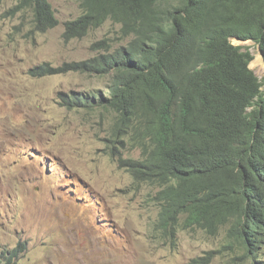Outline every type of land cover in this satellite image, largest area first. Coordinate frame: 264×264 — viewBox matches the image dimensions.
<instances>
[{
    "label": "trees",
    "instance_id": "1",
    "mask_svg": "<svg viewBox=\"0 0 264 264\" xmlns=\"http://www.w3.org/2000/svg\"><path fill=\"white\" fill-rule=\"evenodd\" d=\"M77 1L81 14L64 24V41L111 21L126 43L113 50L102 41L89 60L44 64L28 74L107 80L101 95L58 99L68 108L112 114L109 157L133 182L158 189L154 232L172 243L180 227L209 236L227 227L229 248L243 249L235 264H262L256 260L264 248V79L249 68L250 47L231 39L252 41L264 60V0ZM10 12H29L34 33L58 24L48 0H17ZM21 248L2 252L0 264H15ZM217 253L188 264H210Z\"/></svg>",
    "mask_w": 264,
    "mask_h": 264
},
{
    "label": "rangeland",
    "instance_id": "2",
    "mask_svg": "<svg viewBox=\"0 0 264 264\" xmlns=\"http://www.w3.org/2000/svg\"><path fill=\"white\" fill-rule=\"evenodd\" d=\"M48 2L58 24L38 34L29 12H10L17 0H0V254L21 245L15 264H188L219 251L210 264H235L243 249L229 248L227 227L215 236L180 227L172 243L155 233L158 189L133 182L109 157L112 114L68 108L58 99L60 93L101 95L107 80L28 74L44 64L89 60L102 41L113 50L126 43L111 21L64 41V24L81 14L78 1ZM231 42L250 47V69L263 80L259 48ZM256 261L264 264V248Z\"/></svg>",
    "mask_w": 264,
    "mask_h": 264
},
{
    "label": "water",
    "instance_id": "3",
    "mask_svg": "<svg viewBox=\"0 0 264 264\" xmlns=\"http://www.w3.org/2000/svg\"><path fill=\"white\" fill-rule=\"evenodd\" d=\"M237 40V39H236ZM242 43H247V42H249V41H241ZM259 52H260V56L262 57V59H263V54H262V52L259 50ZM263 61V63H264V60H262ZM251 63V62H250ZM249 68H250V64H249Z\"/></svg>",
    "mask_w": 264,
    "mask_h": 264
},
{
    "label": "bare ground",
    "instance_id": "4",
    "mask_svg": "<svg viewBox=\"0 0 264 264\" xmlns=\"http://www.w3.org/2000/svg\"><path fill=\"white\" fill-rule=\"evenodd\" d=\"M215 230V229H214ZM229 246V245H228ZM228 248V247H227Z\"/></svg>",
    "mask_w": 264,
    "mask_h": 264
}]
</instances>
